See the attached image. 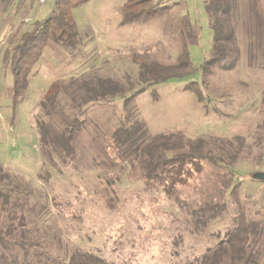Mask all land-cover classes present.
Wrapping results in <instances>:
<instances>
[{
  "label": "rangeland",
  "instance_id": "374dc122",
  "mask_svg": "<svg viewBox=\"0 0 264 264\" xmlns=\"http://www.w3.org/2000/svg\"><path fill=\"white\" fill-rule=\"evenodd\" d=\"M125 1L87 0L72 8L75 45L49 41L13 104L10 55L21 34L53 11L55 0H0V164L37 189L47 208L35 226L62 246L97 252L115 264H188L233 225L236 201L249 220L264 226V180L252 178L253 172H264V154L258 156L264 147L255 138L264 134V0H234L236 40L204 75L200 66L214 37L204 0H160L169 7L165 14L121 25ZM184 42L195 71L147 87L129 107L120 99L89 104L73 140L74 161L50 167L46 180L35 117L50 84L92 74L126 73L135 80L134 57L169 64ZM194 82L201 101L187 88ZM122 119L140 121L150 134L171 133L184 150L188 140L233 135L243 136L250 147L231 166L205 162L189 186L167 194L160 183L142 178L136 151L111 143L109 135ZM204 152L220 154V149L209 141ZM233 185L236 196L229 191ZM220 199L226 209L194 229L192 211Z\"/></svg>",
  "mask_w": 264,
  "mask_h": 264
},
{
  "label": "trees",
  "instance_id": "16d2710c",
  "mask_svg": "<svg viewBox=\"0 0 264 264\" xmlns=\"http://www.w3.org/2000/svg\"><path fill=\"white\" fill-rule=\"evenodd\" d=\"M86 1L55 0L53 11L45 18L34 21L21 34L9 61L13 79V104L20 99L26 77L49 41L73 48L77 32L71 9ZM204 3L214 37L210 56L200 66L202 75L219 65L229 54L227 44L236 40V28L231 20L235 10L234 0H204ZM168 10L169 7L160 0H126L120 24L149 20ZM260 46L264 51V43ZM148 58H133L137 70L135 80L126 73L119 78L92 74L55 80L50 84L39 102L35 117L39 150L46 163V180L50 176V167L74 161L76 152L73 140L84 124L82 115L89 104L112 103L120 99L123 107H129L135 96L147 87L170 78L184 77L195 71L185 42L172 63L164 64ZM202 82L204 83L203 80ZM187 88L194 91L198 101L203 99L198 84L190 83ZM255 136L258 147H264V134ZM174 137L171 133L150 134L140 121L129 123L126 119L120 120L109 135L114 146H124L125 149L136 151L142 178L147 183H160L167 194H172L178 187L189 186L202 171L205 162L231 166L245 147H250L243 136L233 135L225 139L211 137L207 141L203 138L188 140L184 150L181 141L174 140ZM209 141L218 146L220 154L204 152ZM263 154L264 152L259 153V159ZM229 191L236 196V185ZM41 201L42 196L37 189L0 164V264H115L97 252L75 245L62 246L53 234L48 237L46 229L40 232L39 227L35 226L36 219L46 214L47 208ZM236 203L237 213L233 217V225L221 237L219 234L216 246L208 248L200 258L194 260L195 263H260L264 255V226L249 220L243 206L239 201ZM225 209L226 203L222 199L204 202L192 211L194 229L204 227Z\"/></svg>",
  "mask_w": 264,
  "mask_h": 264
},
{
  "label": "water",
  "instance_id": "95a60500",
  "mask_svg": "<svg viewBox=\"0 0 264 264\" xmlns=\"http://www.w3.org/2000/svg\"><path fill=\"white\" fill-rule=\"evenodd\" d=\"M252 178L256 180H264V172H253Z\"/></svg>",
  "mask_w": 264,
  "mask_h": 264
},
{
  "label": "built area",
  "instance_id": "2783aa9c",
  "mask_svg": "<svg viewBox=\"0 0 264 264\" xmlns=\"http://www.w3.org/2000/svg\"><path fill=\"white\" fill-rule=\"evenodd\" d=\"M43 1V0H42Z\"/></svg>",
  "mask_w": 264,
  "mask_h": 264
}]
</instances>
